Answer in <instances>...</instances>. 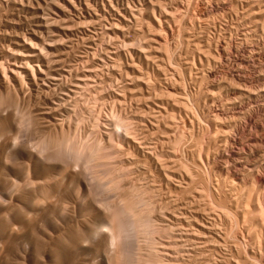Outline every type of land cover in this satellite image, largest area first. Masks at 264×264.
<instances>
[{
  "label": "rangeland",
  "instance_id": "374dc122",
  "mask_svg": "<svg viewBox=\"0 0 264 264\" xmlns=\"http://www.w3.org/2000/svg\"><path fill=\"white\" fill-rule=\"evenodd\" d=\"M130 209L264 264V0H0V264H117Z\"/></svg>",
  "mask_w": 264,
  "mask_h": 264
},
{
  "label": "bare ground",
  "instance_id": "6f19581e",
  "mask_svg": "<svg viewBox=\"0 0 264 264\" xmlns=\"http://www.w3.org/2000/svg\"><path fill=\"white\" fill-rule=\"evenodd\" d=\"M123 123V122H122ZM118 125V124H117ZM129 127V126H128ZM128 132H130V131H128ZM180 136V135H179ZM69 142V141H68ZM178 145V144H177ZM119 148V147H118ZM91 151V150H90ZM89 151V152H90ZM94 151V150H93ZM93 151H92V153H93ZM67 153H68V155H67V157H69V158H73V159H75V160H82V158L84 157L83 156V154H82V152L74 145V144H72L71 143V145H69V147L67 148ZM91 153V152H90ZM89 153V154H90ZM106 153V152H105ZM87 154V153H86ZM88 154V155H89ZM94 154V153H93ZM91 155V154H90ZM95 156V155H94ZM92 157V156H91ZM90 156H89V158H87L88 160L86 161L87 162V165H88V170H90L91 171V168L93 167V165H91V163H92V158H91ZM96 157V156H95ZM94 157V158H95ZM96 159H98V158H96ZM103 159V158H102ZM111 159H113V158H111ZM83 160H84V158H83ZM82 160V161H83ZM109 160V159H108ZM85 161V160H84ZM159 162V161H158ZM107 163V162H106ZM104 164V163H103ZM108 164H110V163H108ZM92 166V167H91ZM109 166V165H108ZM99 167L101 168L102 167V165L100 166L99 165ZM86 168V167H85ZM109 168V167H108ZM93 170H94V167L92 168ZM112 169V168H111ZM88 170H87V172H88ZM98 170V169H97ZM109 171H110V169H109ZM112 171V170H111ZM182 171V170H181ZM92 172V171H91ZM106 174V173H105ZM99 175V174H98ZM91 176V175H90ZM109 177V176H108ZM96 178V177H95ZM97 179V178H96ZM111 182V181H110ZM119 182V181H118ZM99 183H101L100 181H99ZM100 186V185H99ZM106 190V189H105ZM119 190V189H118ZM100 193V192H99ZM244 193V192H243ZM103 194V193H102ZM204 197V196H203ZM120 198V197H119ZM107 199V198H106ZM141 199V198H140ZM152 199V198H151ZM210 199V198H209ZM212 199V198H211ZM139 201H142V200H139ZM150 201V200H149ZM172 201V200H171ZM138 203V202H137ZM149 203V202H148ZM181 203V202H180ZM120 204V203H119ZM140 204H142V203H140ZM162 204V203H161ZM104 205V204H103ZM111 205V204H110ZM135 205V204H134ZM122 206V205H121ZM151 206V205H150ZM209 206H210V204H209ZM208 206V207H209ZM212 206H214V205H212ZM107 207V206H106ZM109 207V206H108ZM136 207V206H135ZM138 207V206H137ZM110 208V207H109ZM138 210H139V207L137 208ZM225 211H227L226 209H224ZM220 211H221V209H220ZM122 212V211H121ZM145 212V211H144ZM216 212V211H215ZM221 212H223V209H222V211ZM155 213V212H154ZM199 213V212H198ZM226 213V212H225ZM215 214V213H214ZM145 215V214H144ZM232 215V214H231ZM139 216V215H138ZM147 216V215H146ZM223 216V215H222ZM228 216V215H227ZM254 216V215H253ZM252 216V217H253ZM122 217H125V219H123ZM224 217V216H223ZM234 217V216H233ZM144 218V217H143ZM142 218V220H144V221H142V220H140L139 219V217L137 218L136 217V215L134 214V212L133 211H131V209H130V211H123L122 213H121V215L120 214H117V212H116V214H112V221L116 224V227H117V232H118V234H119V237L121 238L120 240H122L121 241V243H120V245H119V248H118V260H117V264H173L174 263V261H175V259H173V258H177V257H179L180 258V254H182V253H180V252H184L185 254L186 253H189V255H193V254H190L191 252H193V251H195L194 250V248H192V249H190V248H187V249H182V250H178L177 251V249H176V247H175V249L172 251V252H174L175 251V253L174 254H179V255H176V256H174L172 253H170V251L169 250H167V249H169V248H171L172 246H169V247H165V245H164V247L165 248H163L164 249V251L166 252V254L164 253H162V255L160 254V251H156V252H153L152 253V255L150 256V258L148 257V259H146L144 256H141V253L139 252V248H138V245H137V242L138 241H136V235L138 234V232L140 231H142V229L144 228V231H146V233L148 234V235H152L153 233H152V230H154L153 228H152V230H151V226H150V222H149V219L148 218H146V221H145V219H143ZM179 218V217H178ZM228 218V217H227ZM152 220V219H151ZM239 220V219H238ZM230 221V220H229ZM254 222V221H253ZM249 223V222H248ZM247 223V224H248ZM241 224V223H240ZM256 224V223H255ZM248 226V225H247ZM206 229V228H205ZM211 229V228H210ZM213 229V228H212ZM167 230V229H166ZM256 230V229H255ZM171 231V230H170ZM156 232H157V230H156ZM187 232V231H186ZM208 232V231H207ZM152 233V234H151ZM185 233V232H184ZM190 233V232H189ZM236 234V233H235ZM157 235V234H156ZM188 235V234H187ZM191 235V234H190ZM196 235V234H195ZM251 235H252V233H251ZM199 236V235H198ZM149 237V236H148ZM195 237V236H194ZM150 238V237H149ZM232 238V237H231ZM164 240V239H163ZM177 240V239H176ZM204 240V239H203ZM253 240V239H252ZM166 241V240H165ZM197 241V240H196ZM254 241V240H253ZM168 242H169V239H168ZM174 242V241H173ZM189 242V241H188ZM193 242V241H192ZM195 242V241H194ZM218 242V241H217ZM119 243V242H118ZM152 243V242H151ZM170 243V242H169ZM202 243V242H201ZM239 243V242H238ZM140 244V243H139ZM161 244V246L163 247V245H162V243H160ZM165 244V243H164ZM206 244V243H205ZM227 244V243H226ZM178 245V244H177ZM181 245V244H180ZM186 245H188V244H186ZM203 245H204V243H203ZM252 245V244H251ZM184 246V245H183ZM189 246H190V244H189ZM200 246V245H199ZM201 247V246H200ZM203 247V246H202ZM151 248V247H150ZM173 248V247H172ZM172 248L170 249V250H172ZM178 248V247H177ZM180 248V247H179ZM161 250H162V248H160ZM201 248H199L198 250H200ZM242 249V248H241ZM163 251V250H162ZM177 251V252H176ZM199 252V251H198ZM218 252V251H217ZM184 253H183V255L182 256H184ZM194 253V252H193ZM197 253V252H196ZM195 253V254H196ZM210 254V253H209ZM216 254H218V253H216ZM207 255V254H206ZM219 255V254H218ZM181 256V257H182ZM201 256V255H200ZM203 256V255H202ZM165 257H167V259H165L164 260V258ZM184 257H186V256H184ZM189 257V256H188ZM214 257V256H213ZM198 258V257H197ZM207 258V257H206ZM181 259V258H180ZM199 259V258H198ZM203 259H204V256H203ZM212 259V258H211ZM227 260H228V258H226ZM239 259V258H238ZM171 260H174V261H171ZM177 260V259H176ZM188 260V259H187ZM206 260V259H205ZM234 260V259H233ZM184 261V260H183ZM186 261V260H185ZM204 261V260H203ZM236 261V260H235ZM250 261V260H249ZM242 262V261H241ZM251 262V261H250ZM176 263V262H175ZM174 263V264H175ZM246 263V262H245ZM252 263V262H251ZM256 263V262H255ZM100 264H104L103 263V261H101V263ZM211 264V263H210Z\"/></svg>",
  "mask_w": 264,
  "mask_h": 264
}]
</instances>
